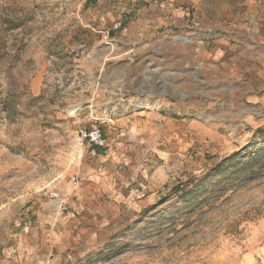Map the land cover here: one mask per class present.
Instances as JSON below:
<instances>
[{
	"label": "rangeland",
	"instance_id": "obj_1",
	"mask_svg": "<svg viewBox=\"0 0 264 264\" xmlns=\"http://www.w3.org/2000/svg\"><path fill=\"white\" fill-rule=\"evenodd\" d=\"M114 1L0 0V264H264V0Z\"/></svg>",
	"mask_w": 264,
	"mask_h": 264
},
{
	"label": "crops",
	"instance_id": "obj_2",
	"mask_svg": "<svg viewBox=\"0 0 264 264\" xmlns=\"http://www.w3.org/2000/svg\"><path fill=\"white\" fill-rule=\"evenodd\" d=\"M143 3L136 0H127L124 4L122 1H114L111 6L113 13L119 12L118 18L124 15L123 22L131 20L137 16L135 21H129L124 26V38L116 40L119 44L129 45L139 41H150L151 37L158 36L162 31L167 29H183L186 23L195 17L194 8L198 5V0H143ZM117 8V11L114 9ZM121 9V11H120ZM113 17V14L110 15ZM128 35V36H127ZM105 136V135H104ZM106 139V137H105ZM108 146V140L106 139Z\"/></svg>",
	"mask_w": 264,
	"mask_h": 264
},
{
	"label": "built area",
	"instance_id": "obj_3",
	"mask_svg": "<svg viewBox=\"0 0 264 264\" xmlns=\"http://www.w3.org/2000/svg\"><path fill=\"white\" fill-rule=\"evenodd\" d=\"M116 27H118V25H116ZM78 135L82 142H87L91 146L104 148L107 145L104 133L99 128H80ZM73 180L77 182V177H73Z\"/></svg>",
	"mask_w": 264,
	"mask_h": 264
},
{
	"label": "trees",
	"instance_id": "obj_4",
	"mask_svg": "<svg viewBox=\"0 0 264 264\" xmlns=\"http://www.w3.org/2000/svg\"><path fill=\"white\" fill-rule=\"evenodd\" d=\"M261 131H264V129H262Z\"/></svg>",
	"mask_w": 264,
	"mask_h": 264
},
{
	"label": "bare ground",
	"instance_id": "obj_5",
	"mask_svg": "<svg viewBox=\"0 0 264 264\" xmlns=\"http://www.w3.org/2000/svg\"><path fill=\"white\" fill-rule=\"evenodd\" d=\"M138 105V104H137ZM140 105V104H139ZM147 106V105H146Z\"/></svg>",
	"mask_w": 264,
	"mask_h": 264
}]
</instances>
